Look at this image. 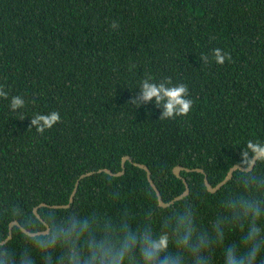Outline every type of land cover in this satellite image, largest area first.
Masks as SVG:
<instances>
[{
	"label": "trees",
	"instance_id": "16d2710c",
	"mask_svg": "<svg viewBox=\"0 0 264 264\" xmlns=\"http://www.w3.org/2000/svg\"><path fill=\"white\" fill-rule=\"evenodd\" d=\"M216 48L231 62L216 64ZM149 76L188 86L187 116L159 119L155 98L129 103ZM0 86L8 93L0 98V211L20 206L27 214L37 206L44 213L68 203L75 181L93 171L79 180L68 207L126 210L142 225V212L158 197L137 162L148 167L164 202L187 181L188 194L160 205L163 215L190 201L208 226L235 186L236 169L215 192L204 173L216 185L248 140L264 142V0H0ZM17 95L25 106L13 112ZM52 111L60 122L51 129L30 127L36 114ZM125 155L121 174L104 171H120ZM174 166L189 170L177 176ZM9 222L0 220V235ZM159 226L157 216L154 230ZM10 242L24 244L18 226Z\"/></svg>",
	"mask_w": 264,
	"mask_h": 264
},
{
	"label": "clouds",
	"instance_id": "9594fccd",
	"mask_svg": "<svg viewBox=\"0 0 264 264\" xmlns=\"http://www.w3.org/2000/svg\"><path fill=\"white\" fill-rule=\"evenodd\" d=\"M113 29L119 27L115 22ZM212 58L218 65L231 62V55L216 48ZM208 64V55L199 58ZM186 84L173 85L171 78L159 83L152 77L143 79L139 92L129 102L146 105L155 98L163 111L159 119L187 116L193 106ZM0 98L8 93L0 86ZM10 109L25 106L21 96H13ZM60 122V113L36 114L31 128L43 134ZM236 169L234 188L218 201V211L208 226L198 222L194 205L189 201L179 208L172 206L163 215L157 201L142 212L143 223H134L128 211L108 215L99 211L84 213L65 206L62 211L49 207L31 213L20 206L0 211V220H23L24 244L9 245L10 234L0 235V264H264V142L248 140L233 163ZM170 203V202H169ZM160 216L159 230L153 220ZM239 233L238 239L225 245L227 237Z\"/></svg>",
	"mask_w": 264,
	"mask_h": 264
},
{
	"label": "water",
	"instance_id": "95a60500",
	"mask_svg": "<svg viewBox=\"0 0 264 264\" xmlns=\"http://www.w3.org/2000/svg\"><path fill=\"white\" fill-rule=\"evenodd\" d=\"M127 159H130V157H129L128 155H125V156L122 157V159H121V167H122V170L119 171V172H116V174H119V173H122V172H123V169H124V162H125V160H127ZM135 164L138 165L139 167L143 168V169L146 171L147 179H148L149 183L151 184V186L153 187V189L155 190V192H156V194H157L158 201H159V205L165 207V206L169 205L170 203L174 202L176 199H179V198H181V197H183V196H185V195L188 194V192H189V186H188V184H187V181L183 178V183L185 184V189H184V191H183L180 195H177V196H175L172 200H170V201H169L170 203H169V202H164V201L161 199L160 193H159V191H158L156 185L154 184L153 180L151 179L150 171H149L148 167L145 166V165H143V164L137 163V162H136ZM182 169H184V170H189V168H186V167H182V166H174V167H173V172H174L177 176H180L179 172H180V170H182ZM194 170L204 173L203 169H201V168H194ZM234 170H235V169H233V166H231V167L229 168V170L227 171L225 177H224L221 181H219L216 185H214V186H212V185L209 183V181H208V179H207V176H206L205 173H204V178H203V180H204V184H205L207 190L210 191V192H215V191H216L219 187H221V186H222V185H223L228 179L231 178L232 172H233ZM104 171H106V172H108V173H110V174H114V175H116L114 172H111V171L108 170V169H104ZM91 173H93V171H88V172H86V173H83V174H81V175L79 176V178L75 181L74 188H73V190L71 191L69 201L72 200L74 194L76 193V190H77V187H78V184H79V180H80L82 177H84V176H86V175H88V174H91ZM67 205H68V204H65V205H54V206H67ZM34 208H37V206H35ZM34 208H33V209H34ZM13 225L20 227V229H22V227H23V226L20 225V223H19L18 221H16V222H9V224H8V230H9V231H11ZM10 233H11V232H9V234H10Z\"/></svg>",
	"mask_w": 264,
	"mask_h": 264
},
{
	"label": "rangeland",
	"instance_id": "374dc122",
	"mask_svg": "<svg viewBox=\"0 0 264 264\" xmlns=\"http://www.w3.org/2000/svg\"><path fill=\"white\" fill-rule=\"evenodd\" d=\"M121 170H122V168H121ZM120 170V171H121ZM119 172V171H118ZM108 173V172H107ZM115 174H116V172H114ZM119 174H121V173H119ZM119 174H116V175H119ZM184 178V177H183ZM219 189V188H218ZM210 192V191H209ZM69 198H70V196H69ZM73 201V198H72V200L71 201H69V199H68V203H65V204H68L67 206H69V204L71 203ZM65 204H53V205H50V206H52V207H65V206H54V205H65ZM40 205H47L46 203H41ZM21 225V224H20ZM22 226V225H21ZM20 228V227H19ZM9 232H11L10 233V239L8 240V242H9V245H11L12 244V242H10V240H11V238H12V229H11V231H9L8 230V233H7V235H9ZM23 232V231H22ZM6 235V236H7Z\"/></svg>",
	"mask_w": 264,
	"mask_h": 264
}]
</instances>
